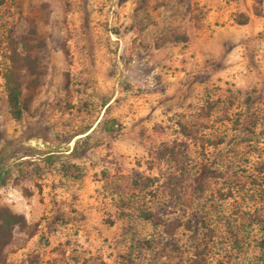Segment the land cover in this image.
I'll return each instance as SVG.
<instances>
[{
    "label": "rangeland",
    "instance_id": "obj_1",
    "mask_svg": "<svg viewBox=\"0 0 264 264\" xmlns=\"http://www.w3.org/2000/svg\"><path fill=\"white\" fill-rule=\"evenodd\" d=\"M203 8L2 0L0 156L9 174L0 204L41 224L31 240L13 233L7 264H264V84L219 83L188 68L184 49ZM31 26L40 75L34 88L24 81L27 110L16 120L5 101L6 42ZM110 120L117 131L106 130ZM180 124L195 126V138ZM174 157L188 176L176 191L162 183ZM153 177L144 190L129 185Z\"/></svg>",
    "mask_w": 264,
    "mask_h": 264
},
{
    "label": "crops",
    "instance_id": "obj_2",
    "mask_svg": "<svg viewBox=\"0 0 264 264\" xmlns=\"http://www.w3.org/2000/svg\"><path fill=\"white\" fill-rule=\"evenodd\" d=\"M199 4L204 6V25L197 31V35L188 41L184 49L186 54H193L192 57H187L188 68L197 67L208 72L211 70L210 78H215L219 83L229 81L242 87L262 86L264 0H199ZM254 9L259 12L255 13ZM237 16H243L245 21L239 23L236 20ZM21 193L26 197L32 195L28 192L23 193L22 188ZM9 207L15 212L22 213L27 222L37 221L28 220L24 210ZM40 225L38 222L36 233L25 240L33 239ZM19 252L10 254L13 263H19Z\"/></svg>",
    "mask_w": 264,
    "mask_h": 264
},
{
    "label": "trees",
    "instance_id": "obj_3",
    "mask_svg": "<svg viewBox=\"0 0 264 264\" xmlns=\"http://www.w3.org/2000/svg\"><path fill=\"white\" fill-rule=\"evenodd\" d=\"M259 1V0H257ZM2 0H0V4ZM255 13L259 11L254 9ZM239 23L245 21L243 16L236 19ZM8 65L4 69L2 77L4 81L5 101L10 116L13 119H19L22 112L27 110L26 103L22 102L21 93L24 88V81L30 82V87L34 88L38 84L40 71L39 63L42 59L40 50L42 44L35 42V31L33 27H29L26 31L9 35L6 42ZM115 123L110 120L106 123L105 128L108 132L117 131ZM179 132L183 136L195 138L197 128L195 126L186 127L179 125ZM171 154H173L171 152ZM3 158L0 156V187L6 182L9 172L4 168ZM175 173H168L163 177L162 183L168 189L176 191L185 186L188 176L185 170L178 164L177 159H173ZM148 181V182H147ZM156 178L133 179L129 185L138 190H144ZM138 217L150 222L152 225H161L159 215L151 210H141ZM38 222H27L22 213L13 211L7 204H0V264L6 262V246L10 243L14 232L21 233L24 238L33 236L38 229Z\"/></svg>",
    "mask_w": 264,
    "mask_h": 264
}]
</instances>
